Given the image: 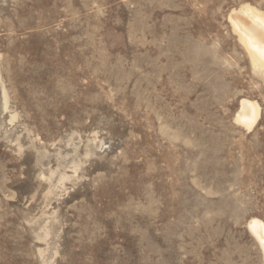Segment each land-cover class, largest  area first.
Instances as JSON below:
<instances>
[{"label":"rangeland","instance_id":"rangeland-1","mask_svg":"<svg viewBox=\"0 0 264 264\" xmlns=\"http://www.w3.org/2000/svg\"><path fill=\"white\" fill-rule=\"evenodd\" d=\"M247 5L0 0V264H264Z\"/></svg>","mask_w":264,"mask_h":264},{"label":"bare ground","instance_id":"bare-ground-1","mask_svg":"<svg viewBox=\"0 0 264 264\" xmlns=\"http://www.w3.org/2000/svg\"><path fill=\"white\" fill-rule=\"evenodd\" d=\"M230 20L248 50L254 66L264 71V12L247 5L232 11ZM260 116L261 108L257 102L248 99L241 100L236 121L242 127L254 128ZM248 229L264 251V222L256 218L251 219Z\"/></svg>","mask_w":264,"mask_h":264}]
</instances>
